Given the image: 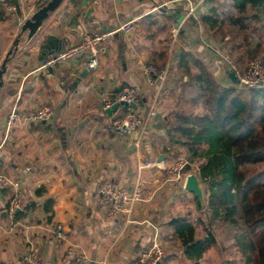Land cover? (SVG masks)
Here are the masks:
<instances>
[{"label": "crops", "instance_id": "obj_1", "mask_svg": "<svg viewBox=\"0 0 264 264\" xmlns=\"http://www.w3.org/2000/svg\"><path fill=\"white\" fill-rule=\"evenodd\" d=\"M16 1L15 6L0 0V71L5 69L0 78V173L17 183L25 210L17 211L20 217L10 216L7 206L13 191L0 189V264H26L24 255L30 245L37 248L41 264H84L68 257V248L84 255L86 264H128L154 235L164 248L159 264H193L173 235L169 220L184 218L195 225L192 213L197 197L184 190L181 182L159 186L154 181L158 173L139 170L138 164L161 160L170 165L178 155L176 147L181 148L167 135L168 108H162L165 90L177 81L170 66L176 63L171 62L178 50L195 55L221 86L236 87L228 75L226 44L200 23L205 10H198L199 17L188 16L185 0L157 13L148 12V0H62L28 38L21 24L49 0ZM175 10L183 16L178 27L171 16ZM147 15L158 23L167 15L168 28L149 26L144 20ZM129 19H135L134 30L104 40L94 70L84 66L81 56L51 70L38 69L39 44L47 35L62 41L64 50L86 32L105 31ZM163 51L166 63L162 67L167 68V75L162 83L150 84L144 65L152 52ZM122 86L133 89L136 108L143 114L154 104L150 136L145 134L138 148L109 129V115L101 109V100ZM45 105L54 108L51 118L32 120L33 112ZM10 114L14 117L7 129ZM60 127L64 128L65 146ZM159 136L165 143L154 139ZM139 177L142 200L131 210L132 221L126 222L125 216L108 217L97 201L102 182L117 179L130 187ZM47 204L52 210L50 220L43 210ZM58 224L63 227V238L55 236ZM212 248L199 264H209ZM238 253L233 258L223 259L221 253L215 257L243 264Z\"/></svg>", "mask_w": 264, "mask_h": 264}, {"label": "trees", "instance_id": "obj_2", "mask_svg": "<svg viewBox=\"0 0 264 264\" xmlns=\"http://www.w3.org/2000/svg\"><path fill=\"white\" fill-rule=\"evenodd\" d=\"M7 1L17 4L16 0ZM206 3L200 23L209 31L215 32L226 21L239 31L252 28L256 32L251 23L264 26V3L259 10L258 0ZM163 18L161 23L152 15L144 20L149 26L158 24L159 29L166 30L168 16ZM259 37L263 39L261 34ZM241 39V43L227 48L229 53L243 45L249 55L256 56L260 49L264 50L260 41L251 43L246 34ZM149 63L162 67L166 63L164 51L152 52ZM170 70L177 81L164 92L171 100L166 132L174 144L184 148L185 157L196 164L197 175L206 184L203 210L208 217L202 235H198L190 221L171 218L173 235L180 240L185 256L193 264H199L204 253L218 243L214 226L228 225L243 264H264V86L248 89L221 86L207 67L185 50H180ZM190 162L185 166L187 171L192 169ZM43 210L50 220V204ZM20 216V212H15L14 217Z\"/></svg>", "mask_w": 264, "mask_h": 264}, {"label": "built area", "instance_id": "obj_3", "mask_svg": "<svg viewBox=\"0 0 264 264\" xmlns=\"http://www.w3.org/2000/svg\"><path fill=\"white\" fill-rule=\"evenodd\" d=\"M179 0H148L150 3L149 13H157L164 8H168L174 2ZM187 2V15L195 16L198 10H205L207 0H185ZM199 14H197L198 16ZM135 19H129L118 26L105 31L86 32L82 35L79 42L55 54L46 56L41 60L38 69L51 70L67 61L81 56L84 60V66L90 70H94L98 64L100 46L104 40L111 38L117 32L130 34L134 30ZM229 69L235 72L238 78L237 88H255L264 86V61L261 56L252 58L246 68L239 71L234 63L225 58ZM144 74L150 84H160L167 75V68H157L150 63L144 65ZM136 102V96L133 89L129 86H122L112 97H105L101 100V109L106 111L114 104L117 107L109 115V129L117 134V136L128 140L133 147L140 146L143 136L149 129L151 121L156 112L154 104H152L145 114L132 107L131 104ZM54 113V108L45 105L37 108L31 115L32 120L45 121L49 120ZM14 115L10 114L6 128L9 129L12 124ZM187 162L179 160L177 163L165 165L163 161L147 160L138 164V169H154L158 176L154 179L159 186L172 183L184 182L185 178L190 174L185 170ZM141 178L139 177L132 186L128 187L117 179H108L102 182L98 190V205L108 217L115 218L117 216H125L126 222H131V210L135 203L142 200ZM10 187L12 196L9 200L7 211L10 216H14L17 211H24V196L19 191L16 182L10 180L5 174L0 173V189ZM57 238H63V227L58 224L54 228ZM68 257H73L77 261L84 264L88 262L87 258L82 254H77L73 248H68L66 252ZM164 255V248L157 235L145 245L137 257L128 264H159ZM26 264H41L38 250L33 245L28 246L24 255Z\"/></svg>", "mask_w": 264, "mask_h": 264}, {"label": "rangeland", "instance_id": "obj_4", "mask_svg": "<svg viewBox=\"0 0 264 264\" xmlns=\"http://www.w3.org/2000/svg\"><path fill=\"white\" fill-rule=\"evenodd\" d=\"M205 7H207V3L205 4ZM197 14L198 13H195V16H197ZM198 17H199V15H198ZM251 27H255L257 31L256 32L253 31L252 28L251 29L249 28L245 31H239L236 27L230 26L228 24V22L226 21L223 23V25L219 29H216L215 32L209 31L207 29H206V31H208L210 34H212L213 37L215 39H217L218 41L224 42L226 44V46H225L226 49L229 48L230 46L234 45L237 42L241 43L242 42L241 38H243V36L245 34L247 35L249 42L257 44L260 41L262 43V46L264 47V26L261 25L260 23H251ZM260 34L263 36V39H261L259 37ZM245 47L246 46L243 45V48L233 49L231 53L227 54L228 55L227 58L229 60H231L232 62H235L238 59L237 60L238 65L240 66L241 71L246 68L247 64L252 59L251 57L254 56V55H249L246 51L248 49L246 47V50H245ZM227 51H228V49H227ZM257 56H261L262 58H264V50L260 49V52L254 57H257ZM237 61H236V63H237ZM162 104H163L162 108L165 111V110H167V108L171 107V100L166 98L164 103L162 101ZM155 117L152 120H150L151 123L155 120ZM158 117H160V116H158ZM150 133L147 132L146 136L149 137ZM152 133H154V132H152ZM154 139L159 140L161 143H163L165 140V138L162 139L161 136L155 137ZM176 149H177L176 152H178V155H175L176 157L174 158L173 163H177V161H179V160H184L187 163L190 162L185 157L184 148L176 147ZM190 164L192 166V169L189 172L197 174L196 164L193 162L192 163L190 162ZM173 183H175V182H173ZM201 185H202V188L204 190V197H203L202 201H199L201 204V207H198L196 205V202L192 199L193 204L195 202V206H196L195 212L192 213V221L195 222V226L197 228L198 235L204 234L203 223L208 221V217L204 213V210H203L205 208V204H206V193H205L206 192L205 191L206 190V184L201 180ZM193 218H194V220H193ZM229 229H230V227L228 225H220V226L216 225V226H214V230H215L214 232H215V235L217 237L218 243L208 253L209 254V259H208L209 264H242V262H240V261H235V262L230 261V262L226 263L225 260H220L217 257H215V255L218 253L222 254L223 259L233 258L237 255V252H238L237 251V245H235V240L233 238V232L229 231ZM238 254H240V253H238ZM223 261L225 263H223Z\"/></svg>", "mask_w": 264, "mask_h": 264}, {"label": "water", "instance_id": "obj_5", "mask_svg": "<svg viewBox=\"0 0 264 264\" xmlns=\"http://www.w3.org/2000/svg\"><path fill=\"white\" fill-rule=\"evenodd\" d=\"M62 0H49L42 6H40L37 10H35L31 16L23 21L21 24V31H28L27 37L31 38L35 34V32L40 28L42 22L44 19L47 18L49 12L54 11V9L59 5V3ZM264 3V0H258V9L260 10V7ZM171 16L174 17V27H178V23L182 19V14L180 10H175ZM62 44L63 42L58 40L56 36H53L51 34L47 35L43 42L39 44V48L41 50V56L40 59H44L46 56L55 54L57 52L62 51ZM180 50L174 55L172 59V64L175 63L178 59ZM5 69L3 68L0 71V78L3 74ZM86 71V70H84ZM229 77L236 83H238V78L235 75V72L233 70H230L228 73ZM2 84V81L0 80V86ZM118 104H114L111 108L107 109L106 112L108 115L111 114V112L117 107ZM132 107H136L135 103L131 104ZM60 131V141L63 146H65V133L62 132L64 131L63 127L58 128ZM162 158V155L158 157L160 160ZM183 189L191 192L194 194L195 197L198 198L199 201H202L204 197V190L201 185V180L198 177L196 173H190L184 180L183 182Z\"/></svg>", "mask_w": 264, "mask_h": 264}]
</instances>
